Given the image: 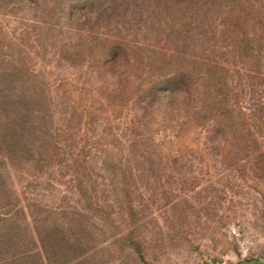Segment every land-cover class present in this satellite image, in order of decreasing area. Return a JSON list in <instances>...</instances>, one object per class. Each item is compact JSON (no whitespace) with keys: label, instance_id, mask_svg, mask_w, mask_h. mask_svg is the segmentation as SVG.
<instances>
[{"label":"rangeland","instance_id":"rangeland-1","mask_svg":"<svg viewBox=\"0 0 264 264\" xmlns=\"http://www.w3.org/2000/svg\"><path fill=\"white\" fill-rule=\"evenodd\" d=\"M0 103V264H264V0H0Z\"/></svg>","mask_w":264,"mask_h":264},{"label":"trees","instance_id":"trees-1","mask_svg":"<svg viewBox=\"0 0 264 264\" xmlns=\"http://www.w3.org/2000/svg\"><path fill=\"white\" fill-rule=\"evenodd\" d=\"M8 96H9V92L7 93L6 97H8ZM1 106L3 108H0V112H1L0 114H7L8 115V113L10 112V109L8 108V106H4V104H1Z\"/></svg>","mask_w":264,"mask_h":264}]
</instances>
